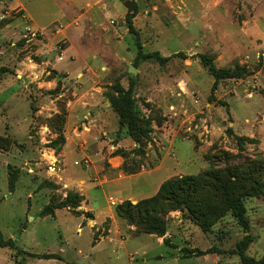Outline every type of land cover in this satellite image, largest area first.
Masks as SVG:
<instances>
[{"label": "rangeland", "instance_id": "obj_1", "mask_svg": "<svg viewBox=\"0 0 264 264\" xmlns=\"http://www.w3.org/2000/svg\"><path fill=\"white\" fill-rule=\"evenodd\" d=\"M201 56L243 74L215 81ZM120 94L150 128L141 148ZM223 152L264 161V0H0V232L16 245L0 264L259 260L264 188L243 198L248 230L230 210L204 230L175 209L163 235L136 233L115 211Z\"/></svg>", "mask_w": 264, "mask_h": 264}, {"label": "trees", "instance_id": "obj_2", "mask_svg": "<svg viewBox=\"0 0 264 264\" xmlns=\"http://www.w3.org/2000/svg\"><path fill=\"white\" fill-rule=\"evenodd\" d=\"M201 58L215 81L221 78L239 77L243 74L241 69H217L206 57L201 56ZM129 81L131 88L133 81L132 79ZM111 104L118 114L120 124L126 126L130 136L140 144L141 148L145 143L144 140L149 136L150 128L145 126L133 111L130 97L127 94H120L111 98ZM241 140L237 139L239 146ZM224 154L226 160L224 164H219L220 161L214 162L212 157L209 170L167 179L159 185L154 195L142 198L135 204L129 200L119 203L115 208L117 215L134 226L136 233L161 236L166 232L165 216L171 210L180 209L186 212L190 217L201 222L204 230H209L217 219L230 210L242 227L248 230L244 217L243 198L263 191L264 161L245 158L227 162V158L231 155ZM14 183L15 175L11 173L8 177L9 191L14 189ZM81 199L82 197L77 193L68 194L64 203L75 207ZM47 208H43L41 214L45 215ZM0 247L16 249L14 241L11 238L4 239L1 232ZM17 250L22 252L20 249ZM29 255L44 259L57 258L53 253H29ZM240 255L248 264H264V255L259 260L244 256L242 251Z\"/></svg>", "mask_w": 264, "mask_h": 264}, {"label": "water", "instance_id": "obj_3", "mask_svg": "<svg viewBox=\"0 0 264 264\" xmlns=\"http://www.w3.org/2000/svg\"><path fill=\"white\" fill-rule=\"evenodd\" d=\"M128 71L133 75V73H134V71H135L134 66H133V65H130V66L128 67Z\"/></svg>", "mask_w": 264, "mask_h": 264}]
</instances>
